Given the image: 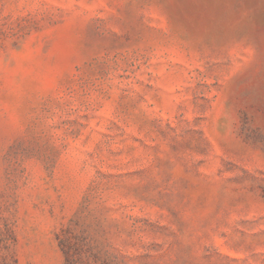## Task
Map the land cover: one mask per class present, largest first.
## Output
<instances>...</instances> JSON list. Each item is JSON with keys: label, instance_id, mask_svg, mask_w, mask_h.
Wrapping results in <instances>:
<instances>
[{"label": "rangeland", "instance_id": "374dc122", "mask_svg": "<svg viewBox=\"0 0 264 264\" xmlns=\"http://www.w3.org/2000/svg\"><path fill=\"white\" fill-rule=\"evenodd\" d=\"M0 264H264V0H0Z\"/></svg>", "mask_w": 264, "mask_h": 264}]
</instances>
